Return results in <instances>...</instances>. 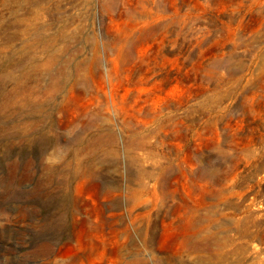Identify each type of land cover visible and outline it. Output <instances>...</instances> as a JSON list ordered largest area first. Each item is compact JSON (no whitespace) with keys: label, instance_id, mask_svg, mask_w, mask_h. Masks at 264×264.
<instances>
[{"label":"rangeland","instance_id":"rangeland-1","mask_svg":"<svg viewBox=\"0 0 264 264\" xmlns=\"http://www.w3.org/2000/svg\"><path fill=\"white\" fill-rule=\"evenodd\" d=\"M0 264H264V0H0Z\"/></svg>","mask_w":264,"mask_h":264}]
</instances>
